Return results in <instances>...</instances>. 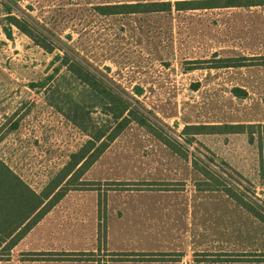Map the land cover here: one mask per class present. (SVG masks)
<instances>
[{"label":"rangeland","instance_id":"obj_1","mask_svg":"<svg viewBox=\"0 0 264 264\" xmlns=\"http://www.w3.org/2000/svg\"><path fill=\"white\" fill-rule=\"evenodd\" d=\"M178 1L0 0V160L32 189L89 139L79 124L112 121L57 56L88 67L149 124L132 122L0 264H264V224L204 189L199 171L264 212V6L178 11ZM154 2L173 8L97 10ZM224 58L256 65L213 67ZM225 124L254 135L184 132Z\"/></svg>","mask_w":264,"mask_h":264},{"label":"trees","instance_id":"obj_2","mask_svg":"<svg viewBox=\"0 0 264 264\" xmlns=\"http://www.w3.org/2000/svg\"><path fill=\"white\" fill-rule=\"evenodd\" d=\"M264 6V0H185L178 1L174 7L178 11H195L217 9L224 7H255ZM173 8L171 2L118 4L98 7L101 15H120L137 13L169 12ZM10 24L17 27L22 33L31 38L45 50L52 52L54 49L47 43L36 38L34 29L24 20L10 16ZM63 66L80 82L85 84L99 99L98 105L112 121L103 124H79L87 133L89 139L78 152L71 155L67 165L56 174L48 185L37 193L13 170L0 160V262L7 259L12 250L30 233V231L64 198L74 183H80L84 174L100 159L120 134L132 123L149 127L145 115L134 106L130 100L119 94L113 87L88 67L71 58L69 55L57 56ZM251 58L250 61H254ZM216 69L227 67H243L256 65L253 62H240L236 58L216 60ZM189 70H194L190 68ZM74 121V120H73ZM253 125L225 124V125H192L185 128L194 131L195 135L201 134H242ZM165 145L178 153V143H172L165 138ZM193 140L187 139L190 144ZM197 167V166H196ZM208 171L199 170L204 177L202 187L211 191H223L229 197L252 213L264 224V212L258 207L245 202L243 196L235 188L229 186L219 174L210 168ZM221 180V182L219 181ZM127 255V254H124ZM142 256L146 254H141Z\"/></svg>","mask_w":264,"mask_h":264}]
</instances>
